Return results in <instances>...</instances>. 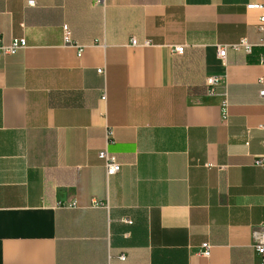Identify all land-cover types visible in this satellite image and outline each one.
<instances>
[{"label":"crops","instance_id":"obj_1","mask_svg":"<svg viewBox=\"0 0 264 264\" xmlns=\"http://www.w3.org/2000/svg\"><path fill=\"white\" fill-rule=\"evenodd\" d=\"M258 1L0 0V264L262 263Z\"/></svg>","mask_w":264,"mask_h":264},{"label":"built area","instance_id":"obj_2","mask_svg":"<svg viewBox=\"0 0 264 264\" xmlns=\"http://www.w3.org/2000/svg\"><path fill=\"white\" fill-rule=\"evenodd\" d=\"M97 3H103L104 0H95ZM30 4L33 1L29 2ZM247 8L258 10L259 18L256 25V31L259 35V38L256 42H251L247 38H241L237 42L233 43H218L216 44L217 56L221 60L222 64L226 65L228 52L233 50L235 52H244L247 55L253 53L255 47H260L262 49L259 62L264 66V0L258 2L250 3L247 5ZM64 40L68 45H73L78 47V56H81L83 48L77 44L72 39V32L68 24H64ZM131 43L133 45H138L137 40L132 39ZM149 41L145 42L144 45H148ZM27 46V41L25 38H13L10 42H4L0 37V58L5 55L16 54L18 51L24 49ZM185 45H176L173 48V51L177 54H183L185 51ZM98 72H102V69H99ZM222 77L220 75H209L206 77V84L210 88L209 92L213 93L216 91L217 87L221 84ZM259 82L262 84L263 88L261 89V95L264 97V76L259 79ZM103 100L106 99V94L101 96ZM226 115V105L223 107V116ZM112 136V130L108 129L107 138L110 142ZM99 156L105 161V167L108 175L117 174L121 170V163L118 161L115 155L110 154L107 148L99 152ZM256 165L264 169V154L259 156L255 161ZM264 198V190H263ZM128 223H132L131 220H126ZM254 245L253 248L255 252L261 257V264H264V219L260 224L253 230ZM212 245L209 242H204L202 244L201 255L208 257L211 254ZM119 259L122 263H125L127 256L125 254H120Z\"/></svg>","mask_w":264,"mask_h":264}]
</instances>
